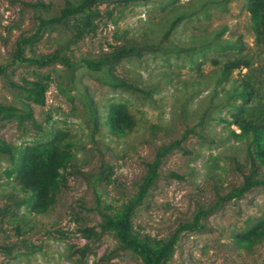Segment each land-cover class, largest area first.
Wrapping results in <instances>:
<instances>
[{
  "label": "rangeland",
  "instance_id": "1",
  "mask_svg": "<svg viewBox=\"0 0 264 264\" xmlns=\"http://www.w3.org/2000/svg\"><path fill=\"white\" fill-rule=\"evenodd\" d=\"M248 1L0 0V264H264Z\"/></svg>",
  "mask_w": 264,
  "mask_h": 264
},
{
  "label": "trees",
  "instance_id": "2",
  "mask_svg": "<svg viewBox=\"0 0 264 264\" xmlns=\"http://www.w3.org/2000/svg\"><path fill=\"white\" fill-rule=\"evenodd\" d=\"M90 1V0H87ZM248 12L250 14L253 26L255 28V45L264 50V0H249L247 5ZM74 10H69L68 13H73ZM252 64L250 58L248 56L237 57L229 62L224 63L225 68L229 67H250ZM254 85L250 81H245L242 86V92L244 95H249L253 93ZM253 128V129H263L264 124L262 122H257L256 120H246L242 118V129ZM46 165L52 167V171L54 172L61 161L62 151L60 148L51 147L50 150L47 151ZM28 160L24 161L25 165H28ZM48 169V168H47ZM48 171H44L41 175V183H46L48 179ZM31 183L30 181L26 182L24 185H28ZM264 185L263 179H251L248 176H244V183L240 186V188L235 192L236 194H241L252 186L256 185ZM33 190L37 191L38 182H32ZM128 215V213H127ZM118 227L122 230V239L125 241L129 240V232L127 225V218L121 220L118 224ZM176 238V233L165 243L155 254H152L150 250H145V253L148 256L147 264H159V261L166 256V254L170 251L173 246V243ZM132 243V242H131ZM145 249V248H142Z\"/></svg>",
  "mask_w": 264,
  "mask_h": 264
}]
</instances>
